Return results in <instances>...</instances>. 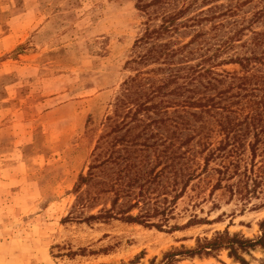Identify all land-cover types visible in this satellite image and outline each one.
<instances>
[{
	"label": "rangeland",
	"instance_id": "obj_1",
	"mask_svg": "<svg viewBox=\"0 0 264 264\" xmlns=\"http://www.w3.org/2000/svg\"><path fill=\"white\" fill-rule=\"evenodd\" d=\"M161 1L0 0V264H159L168 253L196 249L217 233L253 241L263 235V154L254 160L253 178L231 181L238 184L234 192L214 189L217 174L211 170L175 201L184 184L176 190L175 172L184 161L179 154L194 145L184 144L190 129L182 127L181 140L173 127L149 124L161 116L156 109L138 107L149 85H162L170 73L153 49L158 43L180 47L200 33L185 50L195 53L184 63L205 65L226 39L230 18L139 43L183 4ZM197 1L182 23L190 24L201 10L218 16L236 0ZM262 6L254 2L243 12ZM214 24L221 26L217 32ZM152 50L156 58L142 62ZM233 53L221 54L216 63ZM216 70L235 72L239 66ZM174 87L165 90L167 96L152 97L149 106L175 99L168 96ZM248 142L242 171L247 164L251 169ZM194 216L199 222H191ZM237 252L181 253L173 264H264L261 247Z\"/></svg>",
	"mask_w": 264,
	"mask_h": 264
},
{
	"label": "trees",
	"instance_id": "obj_2",
	"mask_svg": "<svg viewBox=\"0 0 264 264\" xmlns=\"http://www.w3.org/2000/svg\"><path fill=\"white\" fill-rule=\"evenodd\" d=\"M161 2V0H157L156 3ZM197 2V0L190 2L183 0L180 8L163 15L162 24L153 30L148 29L146 34L139 40V43H147L156 34L157 40L160 41V38L162 40L167 35L172 34L174 36L182 28H195L204 21L214 23L219 17L227 16L230 18L227 23L226 39L221 42L212 56L204 58L203 63L205 65L187 67L184 63V60L187 61L189 56L195 53V51L190 50L187 53L189 56H186L187 54H184L185 50L191 43H195L203 36L200 33H197L190 42L177 48L171 47L169 43H164V45L158 43L159 45H156L153 50L158 52L159 55H154L155 51L152 50L150 55L142 56V62H147L149 59L156 57L162 60V64L168 65L166 70H169L170 73L161 80L162 85L156 88L149 85L148 89L151 90H146V101L138 105L140 111L151 112V110L156 109V115L161 116L152 120L149 124L160 123L167 130L173 127L176 129L177 137L181 140H184L182 136L183 126L191 131L187 135L184 144L194 146L179 154V159L184 161L178 163L179 167L175 172L176 190H179V185L183 181L184 184L181 191H177L175 201L180 199L194 180L201 178L203 174L211 170L217 174L214 189L229 186L228 188H231L234 192L238 184L231 181L236 177H241L242 180L245 178L246 181L253 178L251 173L254 172L255 174V158L260 153V156L263 154L262 158L264 159V29L257 30L255 28L259 23L264 25V0H236L218 16L206 17L207 13L201 10L200 13L204 14V17L200 14L188 19L190 24L188 22L182 23L180 21L181 17L195 7ZM254 2L259 3V5L263 4V6L258 7L250 15L244 13V7ZM147 7L148 5L142 2V8L146 9ZM211 11L213 9L209 10V12ZM220 28V24H214L212 30L217 32ZM239 48L246 50L244 53H239ZM230 51H234L230 59L216 63L221 54ZM180 55L182 57L177 63L175 59ZM207 63L209 65H206ZM228 63L238 65L239 70L235 72H219L216 70L217 66ZM205 80L206 83H204ZM173 84L175 87L168 96H176L175 99H170V101L164 99L156 105L153 103L149 106L152 97L167 96L165 90ZM210 91H214V93L209 94ZM186 93L192 95L185 97ZM197 95H199V98H196ZM189 108H196L199 111L197 113L189 112ZM171 109L177 114L175 118H170ZM186 113L192 117V120L185 117ZM135 116V121L144 123L143 119H139L137 115ZM251 136L252 139L249 141ZM246 142H248V148L253 158L251 169L247 164L245 170L242 171ZM170 145H173V143ZM195 145L199 148L196 155L191 157ZM177 150L181 151L182 148L180 147ZM199 158L202 159V162L199 161ZM213 163L216 165L211 168ZM256 177L258 176L256 175ZM165 210V208L162 209L163 214ZM97 218L96 215L91 216V219ZM127 219L135 220L136 217L128 215ZM191 222H199L198 217L194 216ZM260 227L264 231V220L261 222ZM226 234L217 233L213 239H205L193 250L168 253L159 264L178 263L176 257L180 256L181 253L190 257L196 255L210 256L219 250L226 249L230 250L232 255L237 256L238 250L247 251L257 247L264 249V233L256 241L239 240L237 236L230 237ZM131 264H134V262ZM151 264L156 263L153 261Z\"/></svg>",
	"mask_w": 264,
	"mask_h": 264
}]
</instances>
